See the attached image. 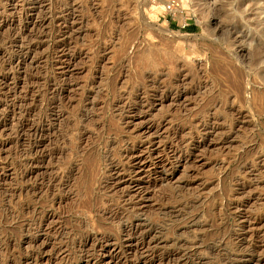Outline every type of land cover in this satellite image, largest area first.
I'll return each instance as SVG.
<instances>
[{"label": "rangeland", "instance_id": "obj_1", "mask_svg": "<svg viewBox=\"0 0 264 264\" xmlns=\"http://www.w3.org/2000/svg\"><path fill=\"white\" fill-rule=\"evenodd\" d=\"M243 1L0 0V264H264V13Z\"/></svg>", "mask_w": 264, "mask_h": 264}, {"label": "bare ground", "instance_id": "obj_2", "mask_svg": "<svg viewBox=\"0 0 264 264\" xmlns=\"http://www.w3.org/2000/svg\"><path fill=\"white\" fill-rule=\"evenodd\" d=\"M244 2V4L246 3V2H249L248 0H244L243 1ZM250 2H252V1H250ZM251 4V3H250ZM247 5V4H246ZM253 9H254V7L256 8L255 10L256 11H259V14H263L264 13V0H253ZM245 6V5H244ZM163 6H161V8H162ZM181 9V8H180ZM255 11V12H256ZM255 14H257V13H255ZM244 19V18H243ZM246 19V18H245ZM250 20V19H249ZM259 20V19H258ZM262 21H264V20H262ZM250 22V21H249ZM255 22V21H254ZM258 22H260V21H258ZM247 23V22H246ZM258 25V24H257ZM260 25V24H259ZM247 26H249V25H245V27H247ZM254 27V26H253ZM246 38V37H245ZM258 49V48H257ZM262 52V51H261ZM264 52V51H263ZM261 55V54H260ZM263 55V54H262ZM258 60V59H257ZM258 62H259V60H258ZM177 89V88H176ZM181 93H179V95H178V97L177 98H179V97H181L182 95H180ZM238 113V112H237ZM239 114V113H238ZM216 124H217V122H215ZM214 125V124H213ZM204 126V125H203ZM211 128V127H210ZM212 128H213V126H212ZM211 128V129H212ZM231 130H232V128H230ZM231 130H230V132H231ZM225 133V132H224ZM224 133H222L223 134V136H224ZM232 133V132H231ZM206 134V133H205ZM207 135V134H206ZM226 135V134H225ZM223 140H225V139H223ZM174 152V151H173ZM119 213H111V216H112V220H118V219H120V220H122L123 218H125L124 216H122L121 214L119 215ZM257 219V218H256ZM255 219V220H256ZM259 219V218H258ZM128 221H129V219H128ZM125 223V222H124ZM196 223V222H195ZM136 224V223H135ZM197 225V224H196ZM141 227H143L141 224H137V225H134V223H133V221L132 220H130L129 222H128V224H127V227H126V229H124V231H123V234H125L127 237H129V238H134V240L137 242L136 243V245L137 246H140V247H142V248H146V249H148V248H151V243L153 242V240H155V238H154V235H153V233H154V230L155 229H153V227H152V229H150V228H147V229H145L144 227V229H141ZM240 228H241V226H240ZM260 228V227H259ZM258 228V229H259ZM137 230V231H136ZM234 231V230H233ZM246 232H247V230H245ZM253 231V230H252ZM239 233V232H238ZM248 233V232H247ZM237 235H239L238 237H237V241H235V243H234V240H233V244H234V253L240 248V247H242L243 246V248H244V245H246V244H244V237L243 238H241L242 237V235H240V234H237ZM252 235H255V234H253L252 233ZM234 236V235H233ZM233 238V237H232ZM236 238V237H235ZM251 238H252V236H251ZM254 238V237H253ZM225 240H227V239H225ZM252 240V239H251ZM187 241V240H186ZM248 241V240H247ZM182 242V241H181ZM231 242V241H230ZM230 244V243H229ZM185 245H187L186 243H184L182 246H185ZM134 246H135V244H134ZM225 246L227 247V245L225 244ZM247 246H250V245H247ZM137 248V247H136ZM153 248V247H152ZM229 248V247H228ZM230 248H232L231 246H230ZM242 248V249H243ZM248 248V247H247ZM251 248V247H250ZM242 249H241V251H242ZM245 249V248H244ZM149 250V249H148ZM248 250V249H247ZM252 250V249H251ZM230 251V250H229ZM239 252H241L240 251V249L238 250ZM244 251V250H243ZM255 251V250H254ZM227 252H228V250H227ZM239 252H238V254H239ZM176 253V252H175ZM184 253V252H183ZM247 253V252H246ZM251 253V252H250ZM255 253V252H254ZM235 254H237V253H235ZM173 255V254H172ZM183 255H185V254H183ZM246 255V254H245ZM251 255H253V254H251ZM254 256V255H253ZM174 257V256H173ZM245 256H243L242 255V252H241V254H239L237 257H235V259L233 258V261L231 262V264H237V263H239V262H242V260H243V258H244ZM170 258V257H169ZM177 258H178V256H177ZM177 258L175 259V260H177ZM248 258L249 259H247L246 261H252L253 259H254V257H249L248 256ZM205 259V258H204ZM204 259L203 258H200V257H198L197 259H196V263L195 264H204L205 263V261H204ZM163 260V259H162ZM172 261V260H171ZM207 262V261H206ZM167 263V262H166ZM226 264H228V263H226Z\"/></svg>", "mask_w": 264, "mask_h": 264}]
</instances>
